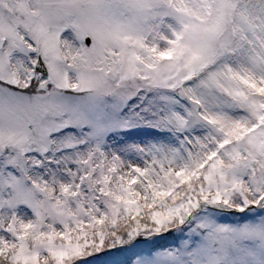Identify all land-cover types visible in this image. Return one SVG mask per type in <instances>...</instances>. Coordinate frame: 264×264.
Wrapping results in <instances>:
<instances>
[{"label": "snow or ice", "instance_id": "obj_1", "mask_svg": "<svg viewBox=\"0 0 264 264\" xmlns=\"http://www.w3.org/2000/svg\"><path fill=\"white\" fill-rule=\"evenodd\" d=\"M0 264H264V0H0Z\"/></svg>", "mask_w": 264, "mask_h": 264}]
</instances>
